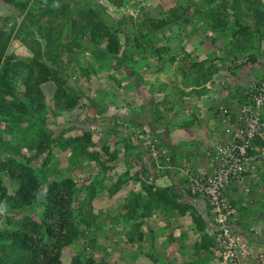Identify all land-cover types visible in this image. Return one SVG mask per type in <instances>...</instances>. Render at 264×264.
<instances>
[{
	"label": "rangeland",
	"instance_id": "rangeland-1",
	"mask_svg": "<svg viewBox=\"0 0 264 264\" xmlns=\"http://www.w3.org/2000/svg\"><path fill=\"white\" fill-rule=\"evenodd\" d=\"M217 1L0 0V28L14 25L6 55L29 59L32 47L46 44L48 53L57 49L60 54L56 65L60 83H42L44 97L39 104L17 107V101L24 100V74L12 80L15 96L5 98L10 116L0 113V142L31 155L42 132L63 131L50 144L48 155L26 163L33 168L41 189L65 178L74 181L70 208L77 234L61 251L63 264H174V260L167 263L158 255L161 236L162 242L166 236L160 233V222L168 211L185 213L152 202L158 200L154 188L147 191L140 178L148 181L153 174L162 173L161 168L172 165V149L178 153L177 148H183L188 162L182 158L184 168L179 172L188 190L189 173H210L209 164L216 155L217 162L222 161L217 153L238 127L237 120L243 118L242 104L251 100L250 91H264V36L254 31L257 19L264 18V0H249L245 5L241 1L246 15L240 21L249 25L247 28L235 24L229 7L234 0L226 1L228 8L216 10L221 16L227 13L226 22L213 29V8L223 0ZM40 7L52 13H41ZM86 8L98 12L105 24L117 31L121 44L117 54L107 52L104 41L91 40L89 31L75 35L73 23L87 19L80 13ZM172 9L181 14L179 21L156 31L140 25L146 15L160 18ZM259 23L263 29L264 22ZM52 41L59 46L54 48ZM238 42L245 45L240 47ZM44 55L45 51L40 63L49 61ZM192 63H201V68ZM262 147L254 167L232 183L237 182L235 189L240 190L236 194L240 193L245 208L248 206L245 218L252 213L251 226L264 230ZM113 153L115 161H108ZM138 160L146 162V168L138 167ZM3 161L7 166L0 169V187L13 194L25 160L0 149ZM197 164L196 170L187 169ZM161 180L164 182L156 181L153 186L165 183L177 198L172 185ZM227 185L229 200L230 182ZM43 210L41 196L20 209L0 205V231H28L38 238L42 251L53 239L47 229H57L55 218L42 220ZM191 219L176 217L174 222H183L193 230ZM135 233H141L142 240L135 236L134 242L127 241ZM233 235L242 240L248 253L249 241L238 225ZM215 239L213 235L216 244ZM263 241L264 235L253 255H248L249 264H259ZM218 264H222L220 260Z\"/></svg>",
	"mask_w": 264,
	"mask_h": 264
},
{
	"label": "trees",
	"instance_id": "trees-1",
	"mask_svg": "<svg viewBox=\"0 0 264 264\" xmlns=\"http://www.w3.org/2000/svg\"><path fill=\"white\" fill-rule=\"evenodd\" d=\"M121 0H118V3ZM226 1L223 0L219 5H216L215 15L213 17V23L211 27L216 29L217 27H223L226 20L227 13L224 16L219 15L217 9L228 8ZM247 2L249 0H234L229 7L233 11V17L236 25L243 26L245 28L249 25H242L240 18L246 15L244 11L241 10V3ZM254 1V0H252ZM207 2L215 4L217 0H207ZM220 2V1H219ZM218 2V3H219ZM214 4V3H213ZM16 5V4H15ZM245 5V3H244ZM41 13L51 14V10H47L45 7H40ZM227 10V9H226ZM81 17L87 19L84 22H75L73 23L76 33L75 35L83 34L89 31L90 39L97 41L98 43H105L106 51L111 54H117L120 51V41L116 30L109 28L105 22L99 17L98 12L92 8H86L80 11ZM181 14L175 12V9H172L171 12L160 18H151L147 15L144 17L141 26H148L150 31H156L167 24L174 23L179 21ZM185 20V18H184ZM259 22H264V18L257 19ZM254 24V31L260 36H264V25L263 29L259 28V22ZM64 26V25H63ZM14 32V25H10L6 28H0V113L3 115L10 116V110L6 109L5 98L14 97L15 93L13 92L12 80L15 77H19L20 74H24L23 78V87L25 90L24 100L17 101V107L20 109L26 108L27 104H33L38 100L43 99V94L41 90V84L49 80H53L56 83V86L60 83V77L56 65L57 60L60 56L57 49L46 51V48H49L48 44L45 46L38 45L37 47H32V55L29 59H20L13 58L12 55H6L5 50L9 44L12 34ZM246 40V39H245ZM247 41H249L247 39ZM246 41V42H247ZM240 47L245 44L238 42ZM53 47L59 46L52 41ZM45 51L44 57L49 61L46 63H40V56ZM198 65L201 68V63H192L191 66ZM22 72V73H21ZM65 83V80H62ZM247 104H242L243 108ZM246 101V98L244 99ZM243 102V100H242ZM75 103V100L68 102V108L71 107V104ZM15 104V103H14ZM39 107H41L39 105ZM11 119L19 120V117H11ZM261 119L264 120V113L261 115ZM114 127H117L115 125ZM262 136L258 133H254V138L251 139V142L254 145L264 146V129L260 131ZM63 131H52L49 134L41 133L40 137L37 139L34 144V151L31 155H25L21 152L19 148H14L10 143L0 142V149L6 152H14L25 160V164L21 166L20 173L18 175V186L14 190L13 194L6 193L4 187H0V205H7L12 209H20L26 206L31 205L37 197L41 196L44 199V210L42 212V220L55 218V223L57 225L56 230L48 228V234L53 239L50 241L49 246H46L42 251H39L40 243L38 238L34 237L28 231L22 230L21 228H14L11 230L0 231V264H26L29 260H35L34 264H63L61 259L62 249L69 245L73 238L77 234L76 228L73 226L72 222V210L70 208L72 203V195L74 188V181L70 178H65L60 181H53L43 189H41L38 179L34 174L33 168L26 163L37 162L40 157L45 154L48 155L51 152V143L62 135ZM87 136H89L87 134ZM250 152V150H248ZM252 153V152H251ZM115 155L111 154L108 158V161L114 162ZM7 166L6 162H0V169H5ZM147 191H150L151 188H154L153 191L158 200L152 202L162 201L165 204L171 206L176 205V202L171 199L168 194H166V188L153 186V184L145 185ZM179 205V204H178ZM83 220V219H82ZM94 219L90 220L93 221ZM199 222V228L204 226V221L202 218L195 219ZM23 221H19V223ZM33 228L37 227L36 223H31ZM135 236L137 240H142L141 233H135L131 236H128L127 241L134 242ZM205 238V235L202 236ZM45 246V245H44ZM89 264H94L90 262Z\"/></svg>",
	"mask_w": 264,
	"mask_h": 264
},
{
	"label": "crops",
	"instance_id": "crops-1",
	"mask_svg": "<svg viewBox=\"0 0 264 264\" xmlns=\"http://www.w3.org/2000/svg\"><path fill=\"white\" fill-rule=\"evenodd\" d=\"M183 126H186V124L183 123L181 126V130L184 131L186 129L182 128ZM181 141L183 143L182 146H185V142H183V140ZM177 150L178 153L174 152V150L172 149L173 161L172 163L170 162V164H172L173 166L169 165V167L167 168L165 165L163 168H161L162 173L157 174V176H155L156 174H153L152 178L148 181L145 180L144 177L140 178L144 185L149 184L147 182H150L151 184H156V181L164 182L161 179L169 182L168 186L172 185L171 188L174 189L173 192L177 195V198L174 197L172 190H168L170 188L166 190V194H168V196L174 200L173 202H176V205L171 206L169 204L163 203L162 201L161 203L172 209L178 208L181 214L185 213L184 215H180L177 211H168L167 213H165L167 215L161 218L162 221L160 222V224L162 226L160 228V233L165 234L166 236L163 237V242L161 236L158 255L167 263L168 261L174 260V264H218L220 253L217 251L216 245L213 240L214 223L212 221L209 206L204 197L191 194L185 187V177L184 175H181L179 170L183 171L184 168L182 158H186V161L188 162V152L184 151L183 148H177ZM190 157L192 156H189V158ZM136 163H138V167L146 168V162L138 160L136 161ZM197 166L199 165L197 164L194 167L187 166V169L189 168L191 170H196ZM236 183L237 182L235 181L228 187V196L236 204L245 205V203L241 201V194H236L237 190H240L237 189L238 187L235 189V187L237 186ZM164 184L162 185L166 188L167 186ZM244 205L241 206L240 209L238 227L241 229V232L244 234V238L249 241L250 245L248 248V254L241 256L240 264H249V256L253 255L251 252L254 251V248L256 251V248L258 246L257 243L262 242L264 230L262 227V229H254V227L251 226L249 220H252L255 217H252L253 214L250 213L248 215V218H245V215L249 209L248 206H246L247 208H245ZM176 217H184L190 219L192 218L191 226L193 227V230L191 229V227L189 228V226L184 225L183 222H180L179 224L177 222H174V219ZM198 218H202V220L204 221V226L202 228H199L198 225L200 223L198 221H195V219L198 220ZM186 222L188 221L186 220ZM248 232L251 235L250 237L248 236ZM203 235H205V238L202 237ZM254 244L256 245V247L254 246Z\"/></svg>",
	"mask_w": 264,
	"mask_h": 264
},
{
	"label": "built area",
	"instance_id": "built-area-1",
	"mask_svg": "<svg viewBox=\"0 0 264 264\" xmlns=\"http://www.w3.org/2000/svg\"><path fill=\"white\" fill-rule=\"evenodd\" d=\"M252 101L244 107L242 123L233 132V142L219 149L217 154L221 155V162L218 163V156L213 157L209 164L210 173L199 172L188 176V186L192 193L197 192L205 196L210 204L212 213L219 222L222 218L231 217L235 213L229 201L225 198L223 189L233 178L239 177L246 171L249 165V158L245 155V147L254 133H260L264 129V121L261 119L260 110L264 109V91L251 90ZM223 234L217 235L220 248L224 250V259L228 264H236L238 251L243 247L239 238L226 223H222ZM259 264H264V255H261Z\"/></svg>",
	"mask_w": 264,
	"mask_h": 264
},
{
	"label": "clouds",
	"instance_id": "clouds-1",
	"mask_svg": "<svg viewBox=\"0 0 264 264\" xmlns=\"http://www.w3.org/2000/svg\"><path fill=\"white\" fill-rule=\"evenodd\" d=\"M251 103V102H250ZM249 103V104H250ZM244 109V108H243ZM237 126L238 127H236V128H234L233 130H232V134L229 136V138H228V142L226 143V142H224L223 143V146H226V145H229V144H231L232 142H233V132L236 130V129H238L239 128V126L241 125V123H242V119L241 120H237ZM259 135H261L262 136V134H261V132L259 133ZM253 138H254V136H253ZM252 138V139H253ZM245 155L249 158V165H250V167L246 170V171H244L243 173H245V172H247L248 170H250V169H252L253 167H254V163H255V158H256V156H257V153L259 152V151H261V150H263V147L262 146H258V145H254L252 142H251V139L249 140V142H248V144H247V146L245 147ZM248 150H250V152L248 151ZM252 152V153H251ZM242 173V174H243ZM190 174H192V173H189L188 174V176L190 175ZM188 176L186 177V183H187V187H189L188 186ZM234 179V178H233ZM233 179H231V181H230V185H231V183H232V181H233ZM229 185V186H230ZM228 185H226V187H227ZM226 187L223 189V193H224V196H225V198L227 199V195H226V193H225V191H226ZM189 191H191L190 189H188ZM198 194V193H197ZM198 195H200V196H202V197H204L205 198V200H206V202H207V204H208V206H209V209H210V212H211V217H212V221H213V223H214V231H213V233H214V235L216 236V247H218V249H219V253H220V258H219V260H220V262L222 263V264H228L227 262H225V259H224V250L222 249V248H220V244H219V242H218V240H217V235L219 234V233H221V234H223V227H221V224L224 222V223H226V226H229L230 228H231V230H232V232H234L235 231V229L237 228V225H238V215H240V209H241V206H243L244 204H236V203H234L231 199H227L228 201H229V203L233 206V207H235V213H234V215H232L231 217H226V219H224V218H222V222H219L218 221V219H216L215 218V216H214V214L212 213V210H211V207H210V204H209V201H208V199L205 197V196H203V195H201V194H198ZM239 238V237H238ZM239 240H240V242L241 243H243L242 242V240L239 238ZM248 253H247V251H246V249H245V245L243 244V247L238 251V256L236 257V264H240V260H241V256L243 255H247ZM262 255H264V254H262Z\"/></svg>",
	"mask_w": 264,
	"mask_h": 264
}]
</instances>
